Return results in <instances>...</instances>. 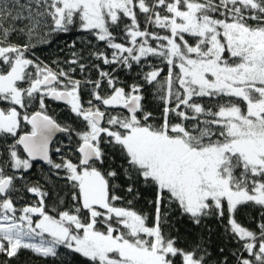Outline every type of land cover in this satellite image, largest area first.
<instances>
[{
	"label": "snow or ice",
	"instance_id": "1",
	"mask_svg": "<svg viewBox=\"0 0 264 264\" xmlns=\"http://www.w3.org/2000/svg\"><path fill=\"white\" fill-rule=\"evenodd\" d=\"M24 251L264 264V0H0V264Z\"/></svg>",
	"mask_w": 264,
	"mask_h": 264
},
{
	"label": "trees",
	"instance_id": "2",
	"mask_svg": "<svg viewBox=\"0 0 264 264\" xmlns=\"http://www.w3.org/2000/svg\"><path fill=\"white\" fill-rule=\"evenodd\" d=\"M74 39L78 40L77 47H80L79 41L91 39V37L77 31H72L67 34H60L59 36L56 37L55 41L50 46L45 45V46L37 47V49H35V56L39 58V60L44 61L45 63L48 64H52L53 61H56L58 59L64 60L68 58L69 55L68 50L67 48H64V45L66 42L70 43ZM93 42L97 43L96 41ZM100 46L103 47L102 44ZM61 48H64L63 52L60 51ZM53 67H55V65H53ZM118 75L120 76L121 80H125L130 83L132 82V78L135 75V71L128 72L127 70L122 69L119 71ZM77 78H79V74H77ZM49 107H50V111L54 110L59 120L66 121L69 119L68 113L66 111H62L64 107L62 103H53L49 101ZM58 139L67 142L63 134H60L58 136ZM54 159L58 160L59 158L54 156ZM46 167L47 166L44 165L43 162H38L34 166V169L32 170L33 179H35L39 175L41 168L46 169ZM144 196L146 198L149 197V193L144 192ZM137 208H142L145 211L148 210L147 206L144 203V200H141L140 202L137 203ZM251 214L255 215V213H251ZM248 216H249V211L245 210L242 211L240 214H238L237 218L239 222H241L245 226H248L247 225ZM210 223L214 225L215 221H211ZM175 227L180 229L181 236L189 235V233L186 230L190 228L191 225L186 219L182 222H177L175 224ZM220 231H221L220 229H217V234L213 236L214 246L216 244H220L221 246H223V241L219 238ZM81 259L82 258L78 256H69L68 259L65 260V264H80ZM12 264H45V261L35 257L28 251H24L19 255L18 258L12 261ZM48 264H51V262L49 261Z\"/></svg>",
	"mask_w": 264,
	"mask_h": 264
},
{
	"label": "water",
	"instance_id": "3",
	"mask_svg": "<svg viewBox=\"0 0 264 264\" xmlns=\"http://www.w3.org/2000/svg\"><path fill=\"white\" fill-rule=\"evenodd\" d=\"M60 134H58V136H59Z\"/></svg>",
	"mask_w": 264,
	"mask_h": 264
}]
</instances>
